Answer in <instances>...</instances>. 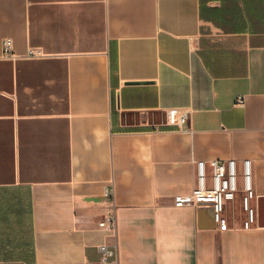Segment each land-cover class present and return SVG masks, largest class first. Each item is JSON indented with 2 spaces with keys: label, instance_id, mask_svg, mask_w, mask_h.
<instances>
[{
  "label": "crops",
  "instance_id": "1",
  "mask_svg": "<svg viewBox=\"0 0 264 264\" xmlns=\"http://www.w3.org/2000/svg\"><path fill=\"white\" fill-rule=\"evenodd\" d=\"M231 159L249 226L175 206ZM0 264H264V0H0Z\"/></svg>",
  "mask_w": 264,
  "mask_h": 264
},
{
  "label": "built area",
  "instance_id": "2",
  "mask_svg": "<svg viewBox=\"0 0 264 264\" xmlns=\"http://www.w3.org/2000/svg\"><path fill=\"white\" fill-rule=\"evenodd\" d=\"M4 44V58L16 60L20 58L37 59L45 57L42 53L35 50L29 51L25 56L16 55L13 51V42L7 38ZM237 105L244 104V98L239 97ZM189 121V113H179L172 110L168 114V123L172 126L181 128ZM196 164V186L192 194L178 196L175 198L176 207L210 206L214 211L216 224H220L221 216L228 202L233 201L239 193H243V206L248 212L249 220L246 226L254 220V212L250 208V201L254 197L253 190V162L245 159L241 163L237 160H216L212 162L198 161ZM114 193L108 191L106 199L108 203H113ZM111 232L116 231V216L109 214L100 223ZM102 252L103 263H113L111 258L115 255V250L107 243L99 245Z\"/></svg>",
  "mask_w": 264,
  "mask_h": 264
}]
</instances>
